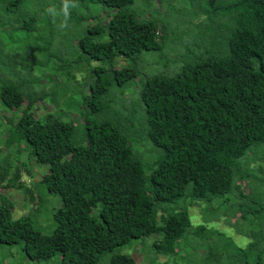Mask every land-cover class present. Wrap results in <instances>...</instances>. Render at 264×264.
Instances as JSON below:
<instances>
[{
  "label": "trees",
  "instance_id": "1",
  "mask_svg": "<svg viewBox=\"0 0 264 264\" xmlns=\"http://www.w3.org/2000/svg\"><path fill=\"white\" fill-rule=\"evenodd\" d=\"M22 1L0 0V13H9L13 26ZM98 1L114 7L113 14L104 23L88 26L78 38L79 53L70 68L67 63L57 66L63 80L73 82L67 99L78 94V108H71L75 117L60 110L34 115V105L48 94L38 74L28 68L30 52L22 66L17 65L15 59L22 54L15 51L8 59L4 52L10 50L3 49L0 37V62L5 56L4 63L19 67L7 76L0 64V112L1 106L15 110L0 121L5 128L0 149L13 151L24 142L37 162L48 165V172L30 186L20 178V166L28 174L30 167L0 155V185L5 181L3 186L20 188L30 199L37 196V208L29 213L48 197L45 190L61 200L52 213V231L43 233L29 214L14 218L12 202L0 194V248L17 247L21 261H45L55 255L59 264H100L106 253L157 234L150 253L172 264L177 244L187 238L191 225L187 207L210 204L218 197L222 202L229 196L241 200L245 192L240 180L246 178L251 185L257 177L260 166L250 162L264 153V145L257 146L264 144V0H226L224 6L214 7L234 13V27L224 36L221 50L217 55L208 52L174 76L146 77L139 92L144 116L127 107L125 113L117 111L115 86L135 77L137 70L117 67L115 60L159 48L157 26L138 21L127 9L134 0ZM33 17L23 15L17 26L27 27ZM104 34L107 39L102 41ZM92 60L100 64L82 67ZM73 70L85 71L84 77L74 82ZM24 72L27 79L20 77ZM141 133L161 149L148 165L136 147ZM261 192L259 204L249 199L259 216L264 211V189ZM204 227L201 223L197 230ZM253 241L237 253L238 264H264V249L257 251L258 241ZM108 263L134 264L135 259L116 252Z\"/></svg>",
  "mask_w": 264,
  "mask_h": 264
},
{
  "label": "rangeland",
  "instance_id": "2",
  "mask_svg": "<svg viewBox=\"0 0 264 264\" xmlns=\"http://www.w3.org/2000/svg\"><path fill=\"white\" fill-rule=\"evenodd\" d=\"M63 2L64 0H23L20 9L15 11V20L18 25L23 15H34L32 22L28 20L31 23L27 27L13 26L12 17L7 15L9 13L5 10L2 11L3 14L0 13V37L3 41V49L10 50L4 54L8 56V59L15 51L18 55L22 54L15 59H18L15 64L22 66L26 51L27 55L30 52L28 68L33 69L36 75L38 74L43 83L42 89L48 94L34 105L32 111L37 117L48 113L55 114L59 110L61 114L75 117L76 113L72 109L78 108V94L74 93L67 99L73 82L64 81L62 71L57 72V66L67 63L70 68L79 53L78 38L86 33V28L91 24L106 22L115 10L114 7L105 6L98 0H69L76 6L69 8V15L65 18L62 12ZM225 4L226 0H134L127 9L133 12L138 21H150L157 26V38L161 45L155 50H142L131 57L116 58L117 67L131 65L137 70L135 77L121 86H115L114 101L117 102V111L125 113L127 107L131 109L130 111L135 109L137 115L144 116V105L139 98V92L146 77L174 76L183 67L204 59L210 51L217 55L221 50L220 46L224 44V36L234 27L232 11L222 12L214 9ZM65 19L67 27L61 28L60 24ZM106 39L107 34H104L100 40ZM2 60L0 64L6 71L5 75L8 76L12 68L19 69L10 61L4 63L5 56ZM98 64H100L99 61L92 60L90 65L84 63L82 67L89 69V66ZM72 73L75 75L73 79L75 82L84 77L85 71L81 73L73 70ZM46 75L48 78L52 76L54 80L47 82ZM20 77L27 79V74L24 72ZM39 89L40 87L34 86L35 91L38 92ZM1 109V122L6 121L5 115L10 116L15 111L13 108L8 110L4 106H1ZM135 116L133 118H136ZM127 122L131 124L129 120ZM134 124L136 125V122ZM4 129V127L0 128V134ZM125 132L129 134V126L125 127ZM141 135L143 133L138 138L142 141L136 147L139 148L138 152L143 163L148 165L147 163L158 159L161 149L152 145L149 139ZM263 145L257 146L260 148ZM19 148L17 144L13 146V151L11 148L2 147L0 155L8 154V161L12 163L15 161L22 165L26 163L31 172L28 174L23 166H20V178L26 185L32 186L33 182L38 181L48 172V165L37 162L32 156L30 147L24 142ZM258 155L261 158L250 162L251 166H260L253 184L249 185L246 178L240 180L241 189L245 192L242 195L243 199L229 196L222 202L221 197H218L210 204L194 203L187 207L191 225L187 238L185 236L186 239L179 240L177 244L176 249H179V252L173 254L177 259L172 264H238L241 262V256L237 253L248 247V243L253 240L258 241L257 251L264 249V241H260L264 236V211L260 216L256 215L255 208L249 202V199L254 200V198L255 203L262 202L260 198L261 189H264V153L258 152L256 156L259 157ZM4 183L5 181L0 185V194L12 202L13 217L29 214L36 228L43 233H50L54 227L52 213L60 205V197L45 190L48 199L45 198L38 209L29 213L32 208H37L38 197L30 199L20 188L5 187ZM245 211L248 212L244 216ZM201 223L205 224L202 231L197 230ZM197 231L199 235L194 234ZM156 235L133 240L132 245L135 244L134 249L137 251L132 250V245H125L106 253L100 264H109L110 255L116 252L131 255L135 259L134 264H166L167 261H163L165 256L156 254L153 256L150 253V249H153L152 237ZM233 244L234 249L231 248ZM15 249L18 248L1 247L0 263L20 264L26 261L28 264H59V259L55 255L45 261L32 262L29 259L21 261ZM262 256L264 257V252Z\"/></svg>",
  "mask_w": 264,
  "mask_h": 264
},
{
  "label": "clouds",
  "instance_id": "3",
  "mask_svg": "<svg viewBox=\"0 0 264 264\" xmlns=\"http://www.w3.org/2000/svg\"><path fill=\"white\" fill-rule=\"evenodd\" d=\"M75 3H70L69 0H64L63 2V7H62V12L65 18L68 17L69 15V8L75 7ZM61 28H66L67 27V20L65 19L61 24Z\"/></svg>",
  "mask_w": 264,
  "mask_h": 264
}]
</instances>
